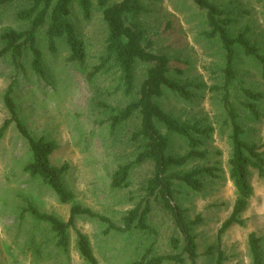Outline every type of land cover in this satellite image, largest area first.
<instances>
[{"label":"rangeland","instance_id":"1","mask_svg":"<svg viewBox=\"0 0 264 264\" xmlns=\"http://www.w3.org/2000/svg\"><path fill=\"white\" fill-rule=\"evenodd\" d=\"M120 0H110L111 3ZM220 5H230L237 12L235 32L249 24L252 38L264 47V0H212ZM149 9L137 20L148 30L154 48L170 55L173 76L180 81H193L203 85L193 90L190 100L167 93L162 99L166 110L181 120L200 122L214 128L206 138L208 158L191 160L183 169L189 170L205 164L220 167L218 178L206 177L205 187L197 192L180 186L176 202L187 209L189 220L201 216L193 225L197 236L200 257L198 264H215L222 250L223 264H253L248 250V236L256 232L262 239L264 255V179L254 171L252 183L254 196L243 214L246 226L233 225L220 235V229L229 218L237 196L230 179L228 161L232 152L230 127L224 125L227 114L221 101V91H212L224 79L226 60L220 43L208 40L206 17L193 0H143ZM26 2H16L0 10V30L7 26H20L16 13ZM72 19L86 38L92 54L91 63L104 48L106 26L102 12L94 10L86 20L75 2ZM44 48V42L41 41ZM45 49L46 78L40 77L26 64L15 70L8 59L0 57V127L10 113L4 95L13 84L20 117L35 137L47 136L58 143L52 162L68 164L64 174L67 186L74 192L76 203L110 217L122 224L123 216L142 199V186L152 176L154 166L145 163L134 168L132 186L124 189L112 187V175L118 165L133 156L136 146L130 140L131 128L127 124L113 133L107 112L100 104L123 105L129 98L117 91L118 78L101 75L93 83L75 63L65 60L66 45L60 42L57 53ZM237 78L231 89V99L241 114L244 138L256 143L264 151V76L261 62L237 50L235 60ZM247 90L260 94L254 99ZM253 103L254 109L246 104ZM173 153L183 154L185 140L173 136ZM31 160L28 142L11 124L0 140V264H88L78 245V232L86 234L92 244L98 264H134L147 250L153 254H173L172 239L181 237L171 214L155 204L149 217V231L121 233L106 232L101 221L79 216L75 227L69 229L71 245L68 251L57 246V238L50 226L38 221L28 210L35 206L43 212L68 221L72 203H62L55 191L41 178L30 176L25 165ZM184 242L182 244V247ZM183 249V248H182ZM181 249V250H182ZM183 263L167 261L163 264H191L187 255Z\"/></svg>","mask_w":264,"mask_h":264},{"label":"trees","instance_id":"2","mask_svg":"<svg viewBox=\"0 0 264 264\" xmlns=\"http://www.w3.org/2000/svg\"><path fill=\"white\" fill-rule=\"evenodd\" d=\"M16 2H26L16 13L20 26H7L0 30V57L8 59L15 70L26 68L28 64L37 75L46 78L45 49L51 54L57 53L60 42L66 45L68 55L65 60L75 63L82 69L89 82L93 83L101 75L108 74L118 78L116 90L129 98L123 105H112L105 101L100 107L107 112L113 133L130 125V140L136 146L133 156L118 165L112 175V187L124 189L132 186V172L135 167L152 163L154 171L142 186L143 197L122 218V224L115 223L110 217L97 213L93 209L76 203L74 192L67 186L64 174L68 164L61 166L52 162V155L58 143L47 136L35 137L20 117L18 104L12 96L14 80L4 95L5 106L10 113L0 127V140L4 138L11 124L26 139L31 151V160L25 165V171L32 177L41 178L57 194L62 203H72L70 217L64 221L54 214L29 206L28 210L38 221L47 223L57 238V246L68 251L71 245L69 229L75 227L79 216L94 218L108 227L106 232L121 233L152 230L148 224L153 206L158 204L169 212L181 232V237L172 239L173 254H153L149 249L134 264H163L167 261L185 262L187 255L191 264H198L200 253L197 236L193 234V225L201 221V216L189 220L187 209L176 202L179 185L200 192L205 187V178H218L221 170L217 165L205 164L192 169H183L191 160L208 158L206 138L214 132L211 125L181 120L166 110L162 99L172 93L190 100L193 90L203 85L193 81H180L173 76L174 58L160 53L154 48L148 30L137 20L141 13L149 9L143 0H0V10ZM77 3L83 17L90 20L94 10L102 12L106 26L104 48L96 62L91 63L92 54L86 38L81 36L72 19L74 3ZM205 13L208 28L204 35L208 40L218 41L226 60L222 84L212 85V91H221V101L227 114L224 125L230 127L229 139L232 145L228 161V172L237 196L232 212L225 220L220 235L233 225L246 226L243 214L250 206L255 190L252 183L254 171L264 179V151L256 143L244 138L245 128L240 122L241 114L231 99V89L237 78L235 60L237 50L242 49L247 57L261 62L264 76V47L252 38V27L247 24L235 32L237 12L228 5H220L212 0H193ZM44 42V48L41 45ZM248 96L260 98V94L247 90ZM254 109L253 103L246 104ZM256 108V107H255ZM185 140L183 154L173 153V136ZM184 245L182 247V244ZM262 239L256 232L248 236V250L253 264H264ZM77 245L82 257L88 264H98L89 237L78 232ZM183 248V249H182ZM182 249V250H181ZM225 256L222 250L215 264H223Z\"/></svg>","mask_w":264,"mask_h":264}]
</instances>
